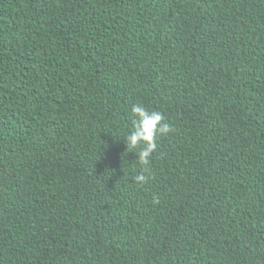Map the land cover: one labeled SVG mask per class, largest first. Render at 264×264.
<instances>
[{
	"label": "trees",
	"instance_id": "1",
	"mask_svg": "<svg viewBox=\"0 0 264 264\" xmlns=\"http://www.w3.org/2000/svg\"><path fill=\"white\" fill-rule=\"evenodd\" d=\"M0 264H264V0H0Z\"/></svg>",
	"mask_w": 264,
	"mask_h": 264
},
{
	"label": "clouds",
	"instance_id": "2",
	"mask_svg": "<svg viewBox=\"0 0 264 264\" xmlns=\"http://www.w3.org/2000/svg\"><path fill=\"white\" fill-rule=\"evenodd\" d=\"M131 112L133 114V128L126 136L127 149L135 151L137 160L141 165V171L134 177L138 184L146 183L150 174V163L153 153L158 147V137L174 131L173 126L166 122L165 115L157 110H150L142 104H134ZM154 202L158 200L154 196Z\"/></svg>",
	"mask_w": 264,
	"mask_h": 264
}]
</instances>
